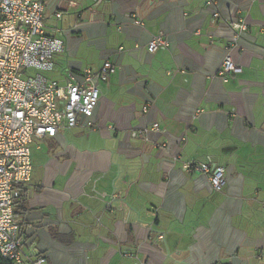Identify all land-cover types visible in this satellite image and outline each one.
<instances>
[{
	"label": "crops",
	"instance_id": "1",
	"mask_svg": "<svg viewBox=\"0 0 264 264\" xmlns=\"http://www.w3.org/2000/svg\"><path fill=\"white\" fill-rule=\"evenodd\" d=\"M239 18L244 32L227 23ZM45 22L65 42L54 78L117 68L93 127L45 137L61 149L23 184L26 255L264 264V0H46ZM157 35L170 45L150 54ZM228 50L242 71L224 81ZM197 161L226 167L222 190L185 168Z\"/></svg>",
	"mask_w": 264,
	"mask_h": 264
},
{
	"label": "built area",
	"instance_id": "2",
	"mask_svg": "<svg viewBox=\"0 0 264 264\" xmlns=\"http://www.w3.org/2000/svg\"><path fill=\"white\" fill-rule=\"evenodd\" d=\"M45 13L46 0H0V252L15 264H47L43 254L26 255L15 214L19 185L32 180L35 140L79 125L93 127L100 87L117 68L107 59L96 67L69 71L64 81L54 78L56 56L65 50V42L48 30ZM227 23L241 32L247 29L242 18ZM169 45L167 38L157 35L147 50L153 54ZM240 71L241 64L228 50L219 76L228 81ZM185 168L208 174L215 191L226 183L222 165L197 161L187 162Z\"/></svg>",
	"mask_w": 264,
	"mask_h": 264
},
{
	"label": "rangeland",
	"instance_id": "3",
	"mask_svg": "<svg viewBox=\"0 0 264 264\" xmlns=\"http://www.w3.org/2000/svg\"><path fill=\"white\" fill-rule=\"evenodd\" d=\"M72 131L68 132V136L72 137ZM61 149L59 144H55L51 138L36 139L33 144V165L34 172L32 175L33 182H37L42 175L44 163L51 156L56 154ZM128 259H125L122 255L118 254L112 258L107 264H121L125 263ZM90 264H103L101 262L91 261Z\"/></svg>",
	"mask_w": 264,
	"mask_h": 264
},
{
	"label": "trees",
	"instance_id": "4",
	"mask_svg": "<svg viewBox=\"0 0 264 264\" xmlns=\"http://www.w3.org/2000/svg\"><path fill=\"white\" fill-rule=\"evenodd\" d=\"M20 188V195L17 199V204L15 206V214L21 215L25 212L26 210V203H27V195H26V189L22 185H19ZM0 264H15L13 261L10 259L4 257L1 252H0Z\"/></svg>",
	"mask_w": 264,
	"mask_h": 264
}]
</instances>
